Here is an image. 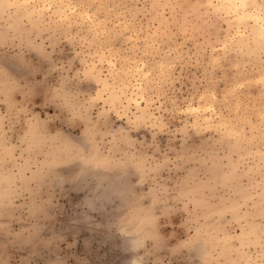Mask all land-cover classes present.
<instances>
[{
  "label": "rangeland",
  "instance_id": "1",
  "mask_svg": "<svg viewBox=\"0 0 264 264\" xmlns=\"http://www.w3.org/2000/svg\"><path fill=\"white\" fill-rule=\"evenodd\" d=\"M0 264H264V0H0Z\"/></svg>",
  "mask_w": 264,
  "mask_h": 264
},
{
  "label": "bare ground",
  "instance_id": "2",
  "mask_svg": "<svg viewBox=\"0 0 264 264\" xmlns=\"http://www.w3.org/2000/svg\"><path fill=\"white\" fill-rule=\"evenodd\" d=\"M243 3V2H242Z\"/></svg>",
  "mask_w": 264,
  "mask_h": 264
}]
</instances>
